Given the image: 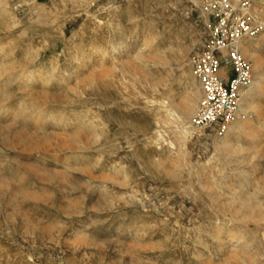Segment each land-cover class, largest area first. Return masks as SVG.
I'll use <instances>...</instances> for the list:
<instances>
[{
  "label": "rangeland",
  "instance_id": "obj_1",
  "mask_svg": "<svg viewBox=\"0 0 264 264\" xmlns=\"http://www.w3.org/2000/svg\"><path fill=\"white\" fill-rule=\"evenodd\" d=\"M203 2L0 0V264H264V31L244 129L193 115L187 153L159 149L200 88Z\"/></svg>",
  "mask_w": 264,
  "mask_h": 264
},
{
  "label": "built area",
  "instance_id": "obj_2",
  "mask_svg": "<svg viewBox=\"0 0 264 264\" xmlns=\"http://www.w3.org/2000/svg\"><path fill=\"white\" fill-rule=\"evenodd\" d=\"M254 0H204L210 33L203 46L190 58L202 97L192 119L193 131L223 130L242 116L241 102L253 79L251 62L240 43L264 31V15L254 13Z\"/></svg>",
  "mask_w": 264,
  "mask_h": 264
},
{
  "label": "bare ground",
  "instance_id": "obj_3",
  "mask_svg": "<svg viewBox=\"0 0 264 264\" xmlns=\"http://www.w3.org/2000/svg\"><path fill=\"white\" fill-rule=\"evenodd\" d=\"M36 7H37V3H34L32 5V8L35 9ZM253 11H254V13H255L256 16H258V17L261 16L258 13L257 9L254 8ZM205 14L208 17V21H209V24H210L209 15L207 13H205ZM253 38H256V37H253ZM253 38H244V39H242V41L240 43V50H241V52H242V54L244 56H249L251 58V60L253 61V64H252L253 66L252 67L254 68V70H256V69L259 68V64L254 59V56H255V53H256V48L258 46V43L253 42V41H249V39H253ZM125 46L126 45H121L117 49L116 48H113L114 53L120 54L121 53V50H123ZM104 53H106V52H104ZM76 71H78V70H76ZM79 72H76V73H79ZM76 77L78 78V76H76ZM40 78L41 77H39V79ZM262 78H263L262 75H253V79L251 81V84L248 87V89L246 90V92L244 93V96H243V99H242V102H241V110H242V112L247 113L246 112L247 110L252 109V108H255V106L257 104V98H258V96L256 94L257 93L256 90L261 85ZM194 86H196V87L193 88V90L191 91V92H194V94H193L194 96H192L191 100L188 101L187 106H184L183 113L180 114L179 116H177V119H176L177 122H181L183 124L180 127L182 129V133L179 132V133H181V139H182V141L180 142L179 147H176V144L173 141H167V142H165L166 141L165 140L164 142H165V146L166 147L164 148V150L162 149V147H159L162 156H163V154L164 155H168L167 153H178V152H182V153H185V154L187 153L186 141H187L188 130H187V127L184 124H186L187 120L191 116H193V115L196 114V112L198 110L197 101L201 100L199 98V96H200V88H199V86L197 84L196 85L194 84ZM252 117H253V115H252ZM252 117L242 116L238 120H236L235 122L226 125L223 130H218L219 132H218L217 135L219 137L218 138L219 141H221L222 143L225 144L228 141L229 136H232V135H235L236 136V135H238V133H240L244 129V127L247 125V122H245V121H247L248 119H251ZM241 119H243V120H241ZM254 120L257 121L256 119H254ZM241 121H243V122H241ZM159 137H160L159 140H163L162 134H159ZM252 139L253 140L257 139V134L254 133L252 135ZM236 242L238 244H240L242 242V238L241 237H237L236 238Z\"/></svg>",
  "mask_w": 264,
  "mask_h": 264
}]
</instances>
